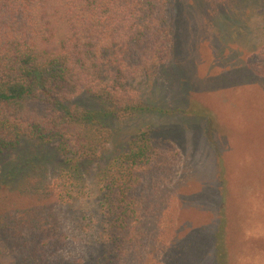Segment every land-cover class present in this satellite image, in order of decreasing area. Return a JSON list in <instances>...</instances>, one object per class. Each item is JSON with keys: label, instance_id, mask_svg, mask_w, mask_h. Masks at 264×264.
<instances>
[{"label": "trees", "instance_id": "16d2710c", "mask_svg": "<svg viewBox=\"0 0 264 264\" xmlns=\"http://www.w3.org/2000/svg\"><path fill=\"white\" fill-rule=\"evenodd\" d=\"M170 2L0 0V152L16 150L24 141L60 140L61 149L69 145L75 155L61 165L70 174L53 183L44 178L49 159L42 147L9 164L0 161L6 188L34 199L25 208L0 212V264L82 262L60 256L61 233L48 227L51 217L58 225L51 210L85 194L82 162L95 161L112 135L103 118L145 109L138 93L102 76L112 67L124 77L139 76L170 58ZM84 93L103 107L80 103ZM181 162L177 146L156 143L147 131L111 161L101 178L105 218L98 264H163L161 254L176 230L174 184ZM222 237L216 235L218 247Z\"/></svg>", "mask_w": 264, "mask_h": 264}, {"label": "rangeland", "instance_id": "374dc122", "mask_svg": "<svg viewBox=\"0 0 264 264\" xmlns=\"http://www.w3.org/2000/svg\"><path fill=\"white\" fill-rule=\"evenodd\" d=\"M169 21L172 53L166 62L139 76L124 77L114 67L102 76L138 93L145 109L103 118L112 135L95 161L82 162L85 194L51 210L58 225L51 217L48 227L61 233L60 256L71 263L98 264L105 218L101 178L129 142L147 131L156 143L177 146L182 157L174 184L176 230L161 254L163 264H264V0H171ZM78 101L103 107L88 93ZM60 142L24 141L0 152L1 165L42 147L49 159L44 178L53 183L70 174L61 165L75 157ZM4 179L0 212L34 201L10 192ZM45 251L51 252L48 246Z\"/></svg>", "mask_w": 264, "mask_h": 264}]
</instances>
